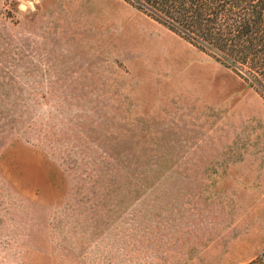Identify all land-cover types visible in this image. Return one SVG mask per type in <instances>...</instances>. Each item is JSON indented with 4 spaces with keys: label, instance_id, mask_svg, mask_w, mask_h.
Returning a JSON list of instances; mask_svg holds the SVG:
<instances>
[{
    "label": "rangeland",
    "instance_id": "1",
    "mask_svg": "<svg viewBox=\"0 0 264 264\" xmlns=\"http://www.w3.org/2000/svg\"><path fill=\"white\" fill-rule=\"evenodd\" d=\"M0 264H264V92L125 0H0Z\"/></svg>",
    "mask_w": 264,
    "mask_h": 264
},
{
    "label": "trees",
    "instance_id": "2",
    "mask_svg": "<svg viewBox=\"0 0 264 264\" xmlns=\"http://www.w3.org/2000/svg\"><path fill=\"white\" fill-rule=\"evenodd\" d=\"M264 92V0H125Z\"/></svg>",
    "mask_w": 264,
    "mask_h": 264
}]
</instances>
